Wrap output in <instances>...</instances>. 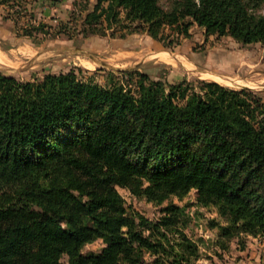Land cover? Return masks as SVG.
Returning a JSON list of instances; mask_svg holds the SVG:
<instances>
[{"label":"trees","instance_id":"obj_1","mask_svg":"<svg viewBox=\"0 0 264 264\" xmlns=\"http://www.w3.org/2000/svg\"><path fill=\"white\" fill-rule=\"evenodd\" d=\"M249 3L264 7L95 0L80 30L123 38L140 27L162 40L167 27L181 37L196 23L264 42V14ZM118 186L157 204L195 189L198 204L225 218L213 222L218 245L237 238L244 248L245 237L264 235V99L249 87L152 78L138 66L31 80L0 70V264H197L203 252L181 207L169 202L150 219ZM97 239L101 247L83 250Z\"/></svg>","mask_w":264,"mask_h":264},{"label":"rangeland","instance_id":"obj_2","mask_svg":"<svg viewBox=\"0 0 264 264\" xmlns=\"http://www.w3.org/2000/svg\"><path fill=\"white\" fill-rule=\"evenodd\" d=\"M94 2L0 0V70L19 80H31L77 66L90 71L138 66L152 78L161 77L169 82L182 77L200 78L236 89L249 87L264 99V42L243 43L228 34L206 33L196 23L189 25L187 34L181 37L167 27L162 40L139 30L140 27L138 31L132 27L133 31L123 38L109 34L84 36L79 16L92 9ZM167 2L160 0L164 6ZM249 6L250 10L264 14L263 4ZM26 29L32 33L24 34ZM177 38L179 43L175 44ZM117 188L129 208L150 219L159 217L161 207L169 202L181 207L184 212L180 222H187L185 231L200 244L204 255L198 264H264V236L245 237L244 248L237 238L229 242L228 248L218 245L213 222H225V218L217 213L214 204H198L195 189L182 198L171 196L157 204L125 187ZM101 246V239H97L83 250H97ZM62 261L65 263L66 258Z\"/></svg>","mask_w":264,"mask_h":264},{"label":"crops","instance_id":"obj_3","mask_svg":"<svg viewBox=\"0 0 264 264\" xmlns=\"http://www.w3.org/2000/svg\"><path fill=\"white\" fill-rule=\"evenodd\" d=\"M262 236H264V235H262ZM253 237H260V236H253ZM209 255H211V254H209ZM204 256V255H203ZM203 256L197 261V264L199 263V261H201L202 259H203ZM261 256V255H260ZM247 262H249V259H247L246 260ZM255 261H257V259H255ZM262 261H264V255H263V257H262ZM251 263V262H250ZM252 264V263H251Z\"/></svg>","mask_w":264,"mask_h":264},{"label":"bare ground","instance_id":"obj_4","mask_svg":"<svg viewBox=\"0 0 264 264\" xmlns=\"http://www.w3.org/2000/svg\"><path fill=\"white\" fill-rule=\"evenodd\" d=\"M2 59V57H1V55H0V60ZM183 60V59H182ZM183 65H185L186 67L188 66V64H184L183 63ZM190 68V67H189ZM190 70V69H189ZM212 77V76H211Z\"/></svg>","mask_w":264,"mask_h":264}]
</instances>
